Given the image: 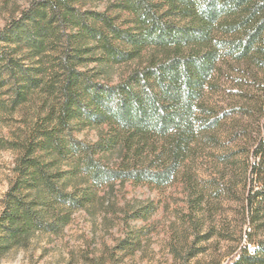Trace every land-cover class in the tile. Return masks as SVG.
<instances>
[{"label":"trees","instance_id":"1","mask_svg":"<svg viewBox=\"0 0 264 264\" xmlns=\"http://www.w3.org/2000/svg\"><path fill=\"white\" fill-rule=\"evenodd\" d=\"M243 80L264 86V0H30L0 28V150L14 153L3 244L58 234L126 183L180 185L190 227L217 210L237 154L221 145L238 129L227 90L245 92ZM85 130L95 139L77 136ZM261 132L248 169L257 189L243 199L252 223L264 207V121ZM256 244L229 264H264Z\"/></svg>","mask_w":264,"mask_h":264},{"label":"rangeland","instance_id":"2","mask_svg":"<svg viewBox=\"0 0 264 264\" xmlns=\"http://www.w3.org/2000/svg\"><path fill=\"white\" fill-rule=\"evenodd\" d=\"M29 1L0 0V28L17 17ZM122 69L114 68L112 73ZM233 83L227 91L236 94L230 103L238 106L231 114L238 129H234L235 137L222 138L221 145L237 152L234 178L227 183L230 192L217 210L193 216L190 227L183 222L187 209L180 185L158 190L126 183L100 191L95 204L73 213L70 223L58 234L36 233L27 245L8 247L0 229V264H229L232 259L256 255V243L264 241V207L256 223L243 218L242 211L243 199L257 189L254 186L251 190L248 169L253 163L251 146L262 135L264 105L261 108L256 97L264 100V86L258 88L243 80L245 93ZM245 94L251 97L249 101L243 98ZM8 131L7 127L0 128V136L7 137ZM77 136L93 140L95 131L85 130ZM13 160L12 151L0 150V198L12 176ZM204 163L200 160L197 166L202 169ZM204 171L210 173L207 167ZM145 208V218H136ZM244 234H249L250 240L246 250ZM191 240L194 243L186 245Z\"/></svg>","mask_w":264,"mask_h":264},{"label":"built area","instance_id":"3","mask_svg":"<svg viewBox=\"0 0 264 264\" xmlns=\"http://www.w3.org/2000/svg\"><path fill=\"white\" fill-rule=\"evenodd\" d=\"M244 242H245L246 246L250 247V243L249 242H247L246 240Z\"/></svg>","mask_w":264,"mask_h":264}]
</instances>
